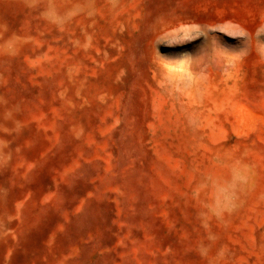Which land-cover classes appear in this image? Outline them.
Wrapping results in <instances>:
<instances>
[{
	"label": "rangeland",
	"instance_id": "1",
	"mask_svg": "<svg viewBox=\"0 0 264 264\" xmlns=\"http://www.w3.org/2000/svg\"><path fill=\"white\" fill-rule=\"evenodd\" d=\"M76 196L97 264H264V0H0V264Z\"/></svg>",
	"mask_w": 264,
	"mask_h": 264
},
{
	"label": "crops",
	"instance_id": "2",
	"mask_svg": "<svg viewBox=\"0 0 264 264\" xmlns=\"http://www.w3.org/2000/svg\"><path fill=\"white\" fill-rule=\"evenodd\" d=\"M52 198H48L49 213L46 214L40 209L34 214L35 223L30 221V214L27 216L24 214L22 209L24 202L16 203V220L12 223L10 230L16 231L18 234L19 232L21 234L22 232L29 233L33 226L36 230H46L47 237L38 240L35 245H31L28 239L12 238L9 245L10 259L1 264L98 263V257L95 260L92 259L93 256L100 253L96 242L92 239L84 240L82 237H78L80 234H75L83 229L79 196L74 197L75 201L64 207L54 203ZM40 203L42 204L43 201L41 200ZM43 219H45L44 222ZM84 245L89 247L86 251H84Z\"/></svg>",
	"mask_w": 264,
	"mask_h": 264
}]
</instances>
